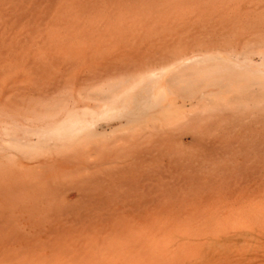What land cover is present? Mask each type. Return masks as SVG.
<instances>
[{
    "label": "rangeland",
    "instance_id": "1",
    "mask_svg": "<svg viewBox=\"0 0 264 264\" xmlns=\"http://www.w3.org/2000/svg\"><path fill=\"white\" fill-rule=\"evenodd\" d=\"M222 59L264 63V0H0V264H264V87L179 88Z\"/></svg>",
    "mask_w": 264,
    "mask_h": 264
},
{
    "label": "bare ground",
    "instance_id": "2",
    "mask_svg": "<svg viewBox=\"0 0 264 264\" xmlns=\"http://www.w3.org/2000/svg\"><path fill=\"white\" fill-rule=\"evenodd\" d=\"M198 59L199 58L195 59L194 62H209L215 58H206L204 60ZM251 61V59H245V65H234L229 62L227 63V61L222 59L220 62H213L201 67H190L189 65H186L183 69H181V78H179V82L182 83V85L179 86V88L186 97H193L194 95L196 96L198 92L201 93L203 89L207 87L219 86L223 89L236 88L244 92L254 84L264 87V73H262L264 63L257 66H251ZM157 83L158 79L152 77L134 94L131 93L129 95H125L121 99V104L119 106H108L100 113L99 119H108L113 116H127L130 120H138L143 118L148 110L156 107H162L164 101L167 100L169 93H172L173 90L170 88L162 89L160 95H155L154 90ZM153 98H155V100H152ZM175 110L176 109L174 108L173 103H171L169 105V109L166 111L167 115L175 112ZM92 117L94 119L88 120L78 115H70L64 120V123H60L59 127L52 129L53 133L61 137L68 136L69 138H72L89 127L93 128L98 119L95 118L96 115H93ZM99 244L101 243L99 242Z\"/></svg>",
    "mask_w": 264,
    "mask_h": 264
}]
</instances>
